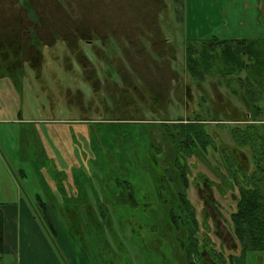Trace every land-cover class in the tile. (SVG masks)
I'll return each mask as SVG.
<instances>
[{"label":"rangeland","instance_id":"374dc122","mask_svg":"<svg viewBox=\"0 0 264 264\" xmlns=\"http://www.w3.org/2000/svg\"><path fill=\"white\" fill-rule=\"evenodd\" d=\"M73 1L31 0L34 7L36 5L38 8L35 7L43 22L41 26L33 27L35 25L31 24V20L37 19L32 14L29 16L25 11L26 0H0V21L15 20L19 25H22V29L15 24L6 30L13 31L17 37H19L18 31L21 30L23 44L28 42L32 36L30 31L34 30L37 37L42 39L45 45L41 51L45 57L40 62L38 74L35 75L30 63L26 62L23 63L22 70L26 76L23 77L22 75V82L17 83L15 81V85L14 80L10 77L0 78V120H6L0 125V151H2L0 155L2 160L12 169H16V166L12 167V161L18 165L13 151L16 152L21 148V133L26 132L30 138L33 136L40 138L42 146L44 142H47L46 150L56 151L57 159L54 160V163L48 159L46 164L44 163L42 166V172L47 170L49 173L50 170L58 173L59 171H66L68 177L65 181L67 183L72 181L71 168L74 166L79 168L74 173L81 180H92L96 184L107 186L115 177L133 178L137 187L136 192L141 190L140 193L145 196H149L147 193H153L141 201V205L137 209L129 206L125 209L126 214L129 215L123 218L129 220L125 223L127 234L123 238L126 251L120 257V262L122 264H188L185 253L187 252V244H190L189 237L192 233L184 230L183 227L176 228L171 217V211H176L178 216L180 214L183 216L180 213L181 206L179 207L178 203V193L182 190L186 191L185 184L180 181V173L175 167L177 144L171 142L169 136L153 123L134 125L133 123L139 121L135 120L136 122L130 123L124 120L100 121L96 119L102 113L108 114L101 105L104 97L109 102L106 92H111L115 99H119V103L126 102V99L121 97L122 81L120 77L111 78L108 76L110 68H123L126 52L131 59L137 60L142 72L151 68L153 73L156 68L167 65L175 71L171 77L172 79L175 77V79L171 81L170 95L175 88V94L179 93L178 90L180 91L179 94L183 92L181 95L183 100L177 94L175 97H171V102L168 103L171 118L192 119L194 114L198 112L201 115L200 124H205L204 118L208 120L211 118L206 109L203 110L199 107L202 102L200 99H205V95L209 105L216 102L221 104V107L218 108H221L223 112L229 110L227 102L231 98L236 100L235 95L233 97L229 94V87L221 88L219 84L210 83V79L200 83L194 82L190 80L184 69L186 67L183 34L191 42L189 45L197 43L201 45L203 40L212 38L211 34L216 31L215 28L223 22V0H186L185 23L181 31L171 28L177 27L178 24L176 18H173L172 0L164 2L165 7L162 11L161 8L156 7L155 0H79V12ZM160 4L162 6L163 1ZM232 5H236L234 1ZM81 11H86L88 15L82 14ZM85 25H92V28L90 29ZM165 26L168 27L165 28ZM158 28L164 35H160L161 32ZM78 34L82 35L84 39L77 37ZM54 35L57 37L55 38ZM166 38L169 39L168 45L162 42ZM159 42L165 45L164 50L170 51L172 49L176 60L171 59L168 51L164 52V55L166 54L164 60L157 59V54L160 55L158 53L160 51ZM74 43L79 44V52L81 55L82 52L84 54L79 65L76 60L66 58V56H73L71 49ZM35 44L38 47L40 42L36 39ZM11 50L8 62L14 59L15 53ZM38 53L40 54V52ZM152 56L155 57L153 61ZM223 59L226 62V58ZM92 65L99 77L92 78L93 89L86 83L88 79L84 73V69H91L93 68ZM2 71L6 73L12 71L11 74H14L15 70L13 68L7 70V68L1 67L0 74ZM135 84L141 94L146 95L148 93L146 91L148 86L137 80ZM181 87L182 90H180ZM186 93L189 94L187 100ZM218 93H221L222 96H219ZM73 100L78 104L74 103ZM90 100L92 102H89ZM232 102L237 105L233 100ZM239 102L244 108L243 102L240 100ZM12 103L18 105L20 113L18 120H24V123H27L22 124V127L17 124L6 123L8 119L12 120L18 117L16 110L9 112L13 108ZM152 103H155V100L147 103L138 102L137 105L144 107V105H152ZM109 105L111 104L109 103ZM211 111L215 112V107H211ZM223 112L218 115L223 117ZM84 114H88L90 120H80L83 119L80 118V115ZM159 114L155 113L157 117ZM239 114L242 116L241 112ZM107 118L112 119V116ZM146 118L149 120L154 117L147 114ZM93 123H100L102 126L101 138L97 145L91 144L88 134L87 137L84 134L89 131L88 124ZM119 123H127V125H120ZM216 123L220 122L212 123L206 129L214 138L216 136L214 140L220 149L217 151L210 147L205 153L204 160L199 157L188 159L189 163H192L191 175H193V179H196L197 174L205 175L219 186L218 189L214 187L213 192H211L210 190L213 188H210L207 179L191 180L189 199L197 212L194 217L199 226L195 230L194 239L197 240V250L193 256L196 255L200 259H195L198 264H224L221 256L210 255L208 263L206 262V257L203 256L204 251L211 252V246L215 247V254L225 253L226 256L235 250L237 244L228 229L227 222L236 207L234 197L240 198L239 188L234 183L233 178H224L227 169L226 165L223 164H225L224 160L227 157L237 160V164L232 169L240 173L239 169L244 168L247 159L252 162L251 154L246 153L248 149L238 145L232 136V130L236 125L222 127ZM133 126L139 130L138 135L135 136L136 140L134 139L138 147L137 140H142L143 143L145 140L146 144L150 140L149 145L151 147L148 148L147 153L153 158L155 169L152 167L145 168L146 162H141V164L134 162L133 154L128 151L127 136ZM143 127H148L152 132V136L148 137L149 140L140 133V129ZM259 128L264 133V125L259 126ZM72 134L76 139L73 138ZM262 138L264 135L258 138L259 140L256 142L259 150H263L264 139ZM140 149L143 151L142 148ZM96 160L97 163H95ZM101 166L104 175L97 171V168L100 171ZM216 166L219 168L216 169ZM250 166L248 170L252 172L254 164L250 163ZM8 170L9 172L12 171L10 168ZM39 170L36 168L27 174V178L18 179L21 181V185H23V181L25 182L22 191L30 193L34 198L39 195L37 186L46 184V181L43 182L44 178L38 180ZM95 173L98 177H92V174ZM170 173L174 179L173 182L168 180ZM10 174L0 168V183H3L4 187L7 183L4 182L5 180L14 178L11 172ZM163 174L167 177L164 183H162ZM15 180L12 179V182L17 186ZM17 183L19 184L18 181ZM50 184L53 183L50 182ZM156 184L162 185L161 190ZM13 191L16 196L17 189L15 188ZM25 195L27 194L25 193ZM203 209L208 212H212L214 209L213 213H220L213 217H205ZM191 219L190 216H186L184 223H189L192 227ZM132 227L135 229V234ZM191 231L193 232L194 229L191 228ZM0 232H2L1 225ZM180 233L184 234L185 238H180ZM208 242H210V247L206 248ZM182 243L186 245L183 246ZM135 248H138L139 251H136ZM237 260L233 264H264V253L249 251L244 255V258ZM6 263H9V260H6ZM227 263L231 264L228 259Z\"/></svg>","mask_w":264,"mask_h":264},{"label":"trees","instance_id":"16d2710c","mask_svg":"<svg viewBox=\"0 0 264 264\" xmlns=\"http://www.w3.org/2000/svg\"><path fill=\"white\" fill-rule=\"evenodd\" d=\"M26 0V4H27ZM157 5V8L162 9L165 7L164 2L167 0H155ZM163 1V5H159ZM78 4H80L79 1H77ZM151 3V1H150ZM186 0H172V8H173V18L175 17L178 24L177 27H171L175 28L176 30H182L184 23H185V5ZM137 4V2H136ZM161 6V7H160ZM29 16L32 14L35 19L36 14L35 11L27 4L26 6ZM79 12V9H77ZM82 14H86V11H81ZM114 17V16H113ZM112 19H115L113 18ZM118 21V20H117ZM116 21V22H117ZM115 22V23H116ZM18 28L22 29V25L17 24ZM86 27L92 28V25H85ZM116 26V25H115ZM117 27V26H116ZM121 27V26H119ZM168 26H165L167 28ZM10 27H7L9 29ZM174 29V30H175ZM2 30V29H1ZM160 30V28H158ZM173 30V31H174ZM8 32V38L4 42V49L0 50V66L9 69H14V74H11L12 71H9V73L1 72V77H10L17 83H19L23 77L26 75L23 73V63L29 62L32 70L35 72V75L40 72V69L38 68L40 65V62L44 59V55L41 52L42 47H45L43 44V40L39 39L37 37V33L34 30L30 31V34L32 35L30 39H28V42L26 44H23V33L21 30L18 31L19 37L13 35L12 31ZM161 32V30H160ZM178 32V31H177ZM183 32V31H182ZM116 34V33H115ZM163 34V32L160 33V35ZM164 35V34H163ZM92 36V34H91ZM56 38L57 36L54 35ZM80 39H84L82 35H77ZM34 38V39H33ZM40 42V45L37 47L35 44L36 39ZM64 38V37H63ZM142 40V39H141ZM169 39L166 38L164 41H162L165 45L169 44ZM24 41V40H23ZM204 41V42H203ZM203 44L199 45H189L191 42L184 37L183 34V44H184V50H185V71L189 75L190 80H193L194 82L200 83L204 80H209L210 83L215 84L216 80L225 79L228 82L233 80H241V85L239 87L228 86L229 94L234 97H238V99L243 102L244 108L236 106L231 100L227 102V105L229 106V110L224 111L221 108V104H217L216 102H213L212 105L208 104V98L205 95V99L201 100V104H199V107L201 109H206L207 114L209 117H211L209 120L204 118L205 124H200V113L196 112L192 119H173L170 117L169 113V105L168 103L171 102V97H175L180 95V98L183 100L182 94H179L180 91L178 90L175 94V88H173V93L170 95L171 90V81L175 79V77L172 79L171 77L174 75L175 71H173L169 65L162 67V68H156V70L152 73L151 68L145 70L144 72L141 71L140 65L138 64L136 59H131L126 52L125 54V63L122 67H113L110 68V71L108 70V76L109 77H120L122 81V85L120 88L121 97H124L126 99V102L121 104L119 103V99H115L114 95L111 92H106V96L109 99V102H107V99L104 97V100H102L101 105L102 108H105L104 111L108 114L105 115L104 113L100 114L99 117L96 120L100 121H117V120H124L129 121L130 123L136 122L135 120L139 121L137 123H133L134 125L137 124H144V123H153L158 126L163 133H166L167 136H169V140L173 142L174 144H177V154L175 157V167L176 170L180 173V181L185 184V190H182L178 193L179 195V207H180V213L178 216L176 214V211H171V217L174 220V224L176 228H182L187 231H190L191 228L194 230L198 229V223L195 219V214H197L194 204L189 199V190L191 188V180L193 181H199L202 178L207 179L209 182V186L213 192L214 187L217 189L219 186L213 182V180L209 179L205 175L197 174L196 179H193V175H191V169H192V163L188 161L189 158H196L199 157L200 159H205V153L208 152V149L213 147L215 150H219L216 146L215 138L210 135L209 131L206 129L208 125H211L215 122L217 125H221L222 127H229L232 124H235L236 127L232 130V136L236 143L242 147H245L248 149L246 152L251 154L252 162L248 161L246 162V165L241 170L239 169L240 173L236 170H233L232 168L235 167L237 164V160H234L232 158H225L223 164L226 165V175H224V178L226 179H234V183L239 188V197H234L236 199V207L234 211L230 214V217L227 222L228 229L231 231L235 241H236V248L235 250H232L228 256L225 255V253L221 254H215V247H210V242L206 243V248L210 247V251L208 254L211 256H221L224 264L227 263V259L231 264L238 261L237 259L244 258V255H246L249 251L252 252H263L264 251V144H262V149L259 150L257 146L258 138L263 137L264 133H262V130L260 131L259 126H263L264 124H260L261 120H259L260 113L264 110L263 106L260 102L264 99V45L263 43L260 45L257 42H249L247 40H230V41H222L214 36L210 39L203 40ZM78 42V41H77ZM6 45V46H5ZM24 45V46H23ZM160 48H159V54H157V59L161 58L164 60L165 55L164 52H167L168 50H164L163 44L159 42ZM14 50H11L13 49ZM71 54L72 57L66 56L67 59H74L78 63L81 61V58L84 56L83 52L82 55L79 52L80 47L79 44L74 43L72 45ZM171 48V46H169ZM14 51L15 55H13L14 59L10 62V55L9 52ZM40 52V54L38 53ZM170 57L172 60H176L174 57V53L172 49L168 51ZM133 56V55H132ZM226 58V62L223 58ZM33 59V60H32ZM152 61L155 60V57H151ZM28 60V61H26ZM170 60V59H169ZM150 63V62H149ZM17 65V67H16ZM37 66V67H36ZM93 66V65H92ZM0 67V68H1ZM84 69V68H83ZM155 69V68H153ZM88 70V71H86ZM8 72V71H7ZM84 74L87 76V84L92 86V78L98 75L96 74V71L93 68L84 69ZM240 73H245V77H237L240 75ZM8 74V75H3ZM99 78V77H98ZM5 79V78H3ZM136 80L140 81L143 85L148 86L147 87V94L143 95L139 92L137 86H136ZM22 82V81H21ZM99 82V81H98ZM146 82V83H145ZM100 83V82H99ZM116 83V82H115ZM57 84V82H56ZM249 84V85H248ZM16 85V83H15ZM119 85V84H117ZM93 89V88H92ZM94 90H97V88H94ZM182 90V87L180 88ZM186 100L189 96L188 93H186ZM219 96H222L221 93H218ZM76 96V95H75ZM75 96H73L75 98ZM249 97V98H248ZM175 99V98H174ZM155 100V103H152V105H137L138 102H150ZM70 101V100H69ZM74 101V100H73ZM176 101V99H175ZM213 101V99H211ZM89 102H92L90 100ZM74 103H77L74 101ZM109 103L111 105H109ZM78 104V103H77ZM18 106V105H17ZM210 107V108H208ZM211 107H215V112L211 111ZM235 110V111H233ZM206 112V111H205ZM212 112V114H211ZM220 112H223V117L219 116L218 114ZM242 113V116L239 113ZM155 113H160L159 117L155 115ZM226 113V114H225ZM150 114L153 119H147L146 115ZM112 116V119H108L107 117ZM88 117V118H86ZM90 116L88 114L80 115V120L88 121ZM95 120V119H94ZM148 120V121H146ZM143 121V122H142ZM27 124V123H23ZM120 125H127V123H119ZM111 125H118V124H111ZM145 125V124H144ZM74 127V126H73ZM101 124L100 123H93L88 124L89 131L85 134V137L90 138L91 144H96L98 140L101 138ZM76 128V127H75ZM74 128V129H75ZM139 130L136 126L132 127V130H129L128 136H127V142H128V151L133 154L132 158L134 162L141 164V162H146L145 168H154V161L151 156L147 153L148 148L151 147L150 140L148 137L152 136V132L148 129V127H143L140 129V133L142 136L146 137L149 141L146 144L145 140L144 143L142 140H137L139 147L135 144L134 139L135 136L138 135L137 133ZM231 132V130H230ZM134 133V134H133ZM21 134L28 135L26 132H23ZM73 135V138L76 139V137ZM37 136H39L37 134ZM212 136V137H211ZM31 146L35 150H40L41 155L45 154L44 148L42 146V143L40 141V138L38 137H31ZM264 139V138H262ZM21 140V138H20ZM136 140V139H135ZM146 148V146H148ZM156 151L158 149L154 147ZM142 154V155H141ZM141 155V156H139ZM46 157V155H43ZM156 156V155H155ZM31 157V156H30ZM259 157V158H258ZM247 158V155H246ZM31 161H39L36 156L31 157ZM44 161L47 162V158H44ZM234 161V162H232ZM97 163V160L96 162ZM250 163L254 164V169L252 172H249L248 168L250 166ZM251 167V166H250ZM219 168V166H216V169ZM72 181L67 183L65 181L67 176L66 171L61 172L59 171H53L47 170V172L50 174L51 179L54 183L58 184V191L61 196L64 198H76L78 197L81 202L84 200L82 204L89 202L87 208L85 209L86 212H88L89 217L95 214V212L100 213L102 216L107 215V213L112 212L113 214H119L123 217L129 214H126V207L129 206L133 209H137L141 205V201H143L146 197H149L153 192L147 193L149 196L142 195L141 190L136 192V184L133 178L127 179V178H119L115 177L112 178L111 183L109 185L105 184H96L95 182H92V180L87 181V179L81 180L80 177L76 175L75 170L79 168L72 167ZM100 169V168H99ZM33 170L34 167H33ZM97 171L104 175L103 167L101 166L100 171L97 168ZM28 174V173H27ZM20 178H21V174ZM200 175V177H199ZM38 176V175H37ZM93 176H97V174H92ZM98 177V176H97ZM39 180V178H38ZM102 180L104 178L102 177ZM167 177L163 174L162 175V183L166 182ZM170 182H173L174 179L171 176L168 179ZM167 181V182H169ZM195 183V182H194ZM157 185V184H156ZM72 186V187H71ZM42 187V185H41ZM157 187H162V185H157ZM159 190V189H158ZM161 190V188H160ZM41 194H39L40 196ZM215 196V194L213 193ZM42 197V196H40ZM41 200V198H39ZM147 199V198H146ZM214 199V198H213ZM181 203V205H180ZM39 208L41 209L42 214H45L44 216H47L48 214V205L47 203L43 202L41 200V203H39ZM81 204V205H82ZM94 204V205H93ZM80 206H76L72 209L73 212H81L82 208ZM96 207V209H93V207ZM79 208V209H78ZM214 211V209H212ZM212 211V212H213ZM217 211V209H216ZM206 212V210H205ZM220 213V212H219ZM186 216H190L191 222L193 223L192 227L189 223H184V219ZM92 219H89L91 221ZM129 220V219H128ZM88 221V222H89ZM116 222V221H115ZM126 223V222H125ZM117 225H121V228H124V220H120L117 222ZM87 227V226H86ZM134 227V226H133ZM133 229V233L135 234V229ZM80 228V227H79ZM97 228L98 225H97ZM81 229V228H80ZM180 238H185L184 234L180 233ZM132 235V234H131ZM190 244H187L186 248V257L188 259V264H195V259H199L198 256L193 254L196 252V245L194 235L190 234ZM135 238V237H134ZM182 245H186L182 243ZM198 246V245H197ZM3 251V233L0 232V253ZM136 251H139L136 249ZM188 255V256H187ZM203 255V254H202ZM126 256V255H125ZM200 260V259H199ZM197 264V263H196Z\"/></svg>","mask_w":264,"mask_h":264},{"label":"crops","instance_id":"0c3cea01","mask_svg":"<svg viewBox=\"0 0 264 264\" xmlns=\"http://www.w3.org/2000/svg\"><path fill=\"white\" fill-rule=\"evenodd\" d=\"M233 1L236 5H232ZM223 5V22L215 28L211 37L222 41H254L260 43L259 47L262 43L264 45V0H223ZM240 75L245 77V73ZM218 84L222 88L236 85L235 81L228 82L225 79L218 80ZM234 98L236 100L231 98V101L242 107L238 97ZM260 103L264 109V99ZM12 106L9 112L16 110L18 117L8 119L6 123L22 127L24 120H18V106L15 103ZM258 119L261 120L260 124H264V110ZM5 121L0 120V125ZM31 140L30 135L21 134V148L13 151L18 165L12 161V167L16 166V169L5 164L0 155V168L7 174L11 175V172L14 175L11 180L4 181L7 182L5 187L0 183V225L3 233L0 264H122L119 259L126 251L123 238L127 234L125 222L128 219L110 211L105 216L95 212L89 217L85 209L91 203L82 204L85 199L81 202L78 197L69 199L61 196L58 184L53 182L47 171L42 172V166L46 164L44 158L54 163L57 159L56 151L46 150L47 142H44L45 157L31 146ZM30 156H36L39 161H31ZM30 167L39 168V179L44 178L43 182L46 181L42 187L37 186V192L42 197L38 195L34 198L30 193L22 191L25 182L20 184L19 174L22 178H27V173L33 172ZM8 168L12 171L9 172ZM12 179H16L19 184L15 180V186ZM15 188L16 196L13 191ZM39 198L48 205L47 216L39 208ZM80 205L81 212L72 211ZM120 220H124V228L117 225Z\"/></svg>","mask_w":264,"mask_h":264},{"label":"flooded vegetation","instance_id":"af4514ba","mask_svg":"<svg viewBox=\"0 0 264 264\" xmlns=\"http://www.w3.org/2000/svg\"><path fill=\"white\" fill-rule=\"evenodd\" d=\"M77 1H79V0H74L73 1V4H76V6H77V9H79V7H78V3H77ZM27 4L35 11V14H36V18H37V20H31V24L32 25H35V26H33V27H37V26H41L42 24H43V22L41 21V16L39 15V13L37 12V10L36 9H38L37 7H36V5H35V7H36V9H35V7H34V5L32 4V2H31V0H28L27 1ZM27 4H25V11L29 14V12H28V10H27V8H26V6H27ZM106 9L104 8V11H105ZM15 22V23H14ZM15 24H18L17 23V21H15V20H2V21H0V50H2V49H4V42L6 41V39L8 38V32H7V27H11V26H14ZM1 29H3V30H1ZM13 32V31H12ZM13 35H14V33H13ZM18 36H19V34H18ZM26 61H28V60H26ZM237 77H242L241 75H238ZM235 81V86H237V87H239L240 85H241V80H237V78H236V80H233V82ZM146 83V82H145ZM216 85H218V80H216V83H215ZM222 88V87H221ZM237 106V105H236ZM202 211H204L205 212V209H203ZM207 211V210H206ZM203 214V213H202ZM219 213H213V212H205L203 215L205 216V217H207V216H214V215H218ZM211 220H212V218H211ZM203 224V223H202ZM189 232H191L194 236H196V233H195V230L192 232L191 230L189 231ZM196 243H197V240L195 241V245H196ZM136 249V248H135ZM204 257H206V262L208 263V258H210V255L208 254V250H206V251H204ZM197 264H198V262H197ZM205 264V263H204Z\"/></svg>","mask_w":264,"mask_h":264}]
</instances>
